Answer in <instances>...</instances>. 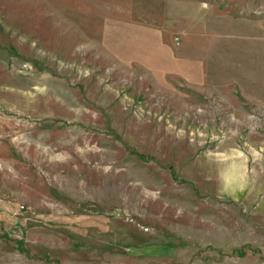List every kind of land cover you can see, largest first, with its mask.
I'll return each instance as SVG.
<instances>
[{
    "label": "rangeland",
    "instance_id": "obj_1",
    "mask_svg": "<svg viewBox=\"0 0 264 264\" xmlns=\"http://www.w3.org/2000/svg\"><path fill=\"white\" fill-rule=\"evenodd\" d=\"M0 264H264V0H0Z\"/></svg>",
    "mask_w": 264,
    "mask_h": 264
},
{
    "label": "built area",
    "instance_id": "obj_2",
    "mask_svg": "<svg viewBox=\"0 0 264 264\" xmlns=\"http://www.w3.org/2000/svg\"><path fill=\"white\" fill-rule=\"evenodd\" d=\"M175 41H176V43H178V38L177 37L175 38Z\"/></svg>",
    "mask_w": 264,
    "mask_h": 264
},
{
    "label": "crops",
    "instance_id": "obj_3",
    "mask_svg": "<svg viewBox=\"0 0 264 264\" xmlns=\"http://www.w3.org/2000/svg\"><path fill=\"white\" fill-rule=\"evenodd\" d=\"M246 70L243 69V72L245 73Z\"/></svg>",
    "mask_w": 264,
    "mask_h": 264
}]
</instances>
